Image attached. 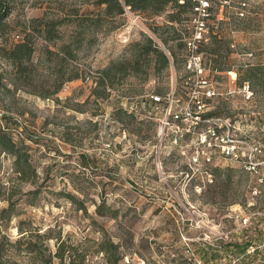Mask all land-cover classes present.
<instances>
[{"label": "rangeland", "instance_id": "rangeland-1", "mask_svg": "<svg viewBox=\"0 0 264 264\" xmlns=\"http://www.w3.org/2000/svg\"><path fill=\"white\" fill-rule=\"evenodd\" d=\"M191 1L195 5L197 0ZM8 2L5 38L9 41L28 28V21L32 26L41 16L56 19L74 6L93 7L87 0ZM208 2L210 14L199 51L205 75L217 93L202 97V120L194 130H203L216 116L239 119L241 128L250 122L257 143L254 164L245 155L224 158L217 150L210 162L192 160L194 150L201 149L196 132L186 130L192 125L186 102L195 85L187 67L186 43L199 15L194 6L181 8L177 20H168V12L178 10L172 5L162 14L125 10L115 19L122 25L110 30L105 25L91 45L80 49L75 62L92 74L109 60L128 54V44L142 32L164 48L149 28L158 25V32L178 52L176 67L170 65L146 80L128 75L110 88L107 97L91 93L92 76L67 81L49 97L22 86L0 91V124L9 127L16 139L25 138L37 170L35 182L19 180L11 157L0 154V182L5 184L0 209L8 196L18 212L10 220L0 219L1 258L29 264L22 249L25 238L18 244L6 241L19 238L23 230L29 238V232L51 229L52 235L86 245L104 230L120 244V264H264V69L263 73L258 69L254 81L260 83L247 80L251 98L238 91L244 68L264 67V0ZM73 22L64 20L58 28L66 36ZM43 41L34 36L35 54ZM0 66L9 68L1 57ZM168 92H173L182 120L166 118L164 103L151 101V94ZM3 112L9 115L4 117ZM205 112L214 113L203 117ZM176 124L182 134L174 143ZM36 186L40 191L28 203L29 190ZM65 191L77 193L86 210L78 208ZM101 200L116 209V217L95 212ZM250 239L244 250L227 246ZM55 242L49 238L50 250ZM99 257L95 255L92 262L99 264Z\"/></svg>", "mask_w": 264, "mask_h": 264}, {"label": "trees", "instance_id": "trees-1", "mask_svg": "<svg viewBox=\"0 0 264 264\" xmlns=\"http://www.w3.org/2000/svg\"><path fill=\"white\" fill-rule=\"evenodd\" d=\"M93 7L80 10L79 6H74L71 12H64L62 17L53 19L41 16L36 24L24 28L18 39L5 38L8 31L6 18L11 11L8 0H0V57L5 59L9 68L0 66V91H9L13 86H22L30 92L41 97H49L55 94L64 83L72 79L81 78L86 80L92 76L94 86L91 93L96 97H107L110 88L114 87L121 79L128 75L139 77L142 80L148 79L150 75H157L167 71L170 65L176 67L179 56L172 45L167 44L168 38L163 37L158 32V25L149 26L163 42L162 48L154 38L146 32H142L140 38L128 44V54H122L117 59H111L94 71L86 73L83 67L79 66L75 60L81 48L91 45L96 39V34L106 25V30L117 28L122 22H116V18L124 14L126 6L132 11L147 14H162L168 5L178 8L175 12H168V20L180 19L179 13L185 6H194L191 0H87ZM182 8V10H181ZM73 18H69L70 15ZM73 22V28L68 35L59 30V25L64 20ZM34 36L43 39L40 51L35 54L33 45ZM176 37V36H174ZM182 43V42H181ZM54 45V47H52ZM35 60V61H34ZM43 66L39 70V66ZM263 73L264 67L248 66L243 69V79L249 80L253 84L257 73ZM90 71V70H89ZM91 72V71H90ZM241 80V81H242ZM260 83V82H254ZM154 103L167 104L165 100ZM118 111H125L122 106H117ZM214 112H205L203 117L211 116ZM5 112L2 116L5 117ZM28 144L24 137L16 139L9 127L0 124V154L4 153L11 157L12 170L17 179L22 181L35 182L37 170L30 159L27 150ZM218 169V168H215ZM39 186L29 190L32 198L28 203H33V199L38 194ZM80 191L81 188H76ZM5 191V184L0 182V195ZM77 192V191H76ZM70 200L77 203V207L86 210V206L80 196L72 191L64 192ZM6 206L0 209V219L10 220L18 212L13 209V203L8 196ZM95 212L99 215L117 216V211L105 200L95 204ZM19 227V226H18ZM14 241L6 239L9 244H18L25 238L22 249L28 253L29 264H96L92 262L95 255L100 254L99 264H120L123 252L120 244L107 235L106 231L94 239L91 244L67 241L59 234H51V229L44 231L29 232L30 237H25V230ZM32 236V237H31ZM54 237L55 249L50 250L48 246L49 238ZM247 240L243 245L228 243V247L244 250L249 245ZM2 245H0V248ZM19 249V246H17ZM0 264H23L16 259L5 260L0 257Z\"/></svg>", "mask_w": 264, "mask_h": 264}, {"label": "built area", "instance_id": "built-area-1", "mask_svg": "<svg viewBox=\"0 0 264 264\" xmlns=\"http://www.w3.org/2000/svg\"><path fill=\"white\" fill-rule=\"evenodd\" d=\"M178 1L183 2V0ZM195 3L194 10L197 11L199 15L196 19L194 29L186 41L187 48L189 50L187 67L191 68L193 73L192 80L195 82L194 87L189 92L188 101L186 102V108L192 117V125H189L186 130L196 132L201 149L194 150L192 153V160L195 162L200 160L205 163L210 162L213 152L217 150L224 158L228 157L231 159H239L242 155H245L249 162L254 164L257 143L255 135L251 132L253 125L250 122L247 123L244 128H241L239 119H232L229 116H216L211 119L212 124L207 125L203 130H194L196 124L202 120L200 118V112L202 106L204 105L202 97L211 96L217 93L214 89L212 81L205 75L199 51V44L203 39H205V18H207L210 14V6L208 0H197ZM125 10L130 9L126 6ZM21 36L22 34H14L15 39H18ZM238 91L242 92L245 99L251 98L253 95V90L250 88L247 80H244L242 86L238 87ZM151 97L156 101L165 100L167 102L165 106L166 118L172 121H179L183 119L181 108L175 107L177 103L175 102L176 99L173 92H168L165 95L151 94ZM203 119L205 121L210 120L209 118ZM241 130L243 132L247 131V133L245 135H240ZM181 134V127L176 124V128L174 129V134L171 139L172 142L176 143ZM213 138H215L217 142L216 140H213ZM199 151H201V154ZM253 167L255 166L253 165ZM254 192H256V190H254Z\"/></svg>", "mask_w": 264, "mask_h": 264}]
</instances>
